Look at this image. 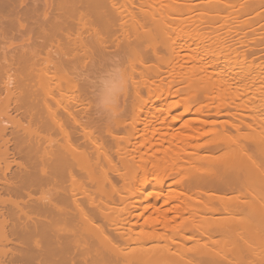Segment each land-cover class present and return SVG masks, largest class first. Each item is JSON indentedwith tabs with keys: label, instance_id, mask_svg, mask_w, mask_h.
Instances as JSON below:
<instances>
[{
	"label": "bare ground",
	"instance_id": "6f19581e",
	"mask_svg": "<svg viewBox=\"0 0 264 264\" xmlns=\"http://www.w3.org/2000/svg\"><path fill=\"white\" fill-rule=\"evenodd\" d=\"M262 25L264 0H0V264H264ZM112 47L161 61L126 147L88 116Z\"/></svg>",
	"mask_w": 264,
	"mask_h": 264
},
{
	"label": "rangeland",
	"instance_id": "374dc122",
	"mask_svg": "<svg viewBox=\"0 0 264 264\" xmlns=\"http://www.w3.org/2000/svg\"><path fill=\"white\" fill-rule=\"evenodd\" d=\"M171 2H169L168 4V6H167V3L165 2V3H158V5H157V7H159V6H162V10L164 11V9H166V10H171V11H176V8L178 7V5L176 6V3L175 4H173V3H171ZM54 4V3H53ZM175 6V7H173V5ZM165 5H166V7H165ZM172 6V7H171ZM40 8H41V10H40V12L42 11V9H43V5H41L40 6ZM54 8V6L51 8V9H53ZM49 12H51V11H49ZM262 26H264V25H262ZM260 27H261V25H260ZM259 27V30L261 29ZM262 29L264 30V27H262ZM153 31L154 32H158L155 28H153ZM261 32H262V30H260ZM264 33V32H263ZM249 34V33H248ZM15 35H16V33H15ZM264 36V35H263ZM248 37V36H247ZM249 38V37H248ZM33 39V38H32ZM138 40L140 39H142L140 36H139V38H137ZM136 38H135V40H137ZM143 40V39H142ZM141 40V41H142ZM141 41H139L140 43H141ZM181 40H177V42L176 43H168V44H164V49H161L160 50V52H159V55H165V57H166V55H167V52H169V50L170 49H172L173 47H175V46H177L178 44H179V42H180ZM139 42H137V43H139ZM143 42V41H142ZM182 42V41H181ZM180 42V43H181ZM18 43V42H17ZM29 43V42H28ZM32 43V42H31ZM20 43H18V45H19ZM262 43H260L259 44V46L261 45ZM251 45H255L256 46V48H257V50L256 51H254V53L256 52V53H259L258 51H260V53L259 54H256V55H260L261 57H263L264 56V43L260 46V47H258V44H255V43H252L251 42ZM120 46V45H119ZM119 47L117 48V47H112L111 49H109V51H106L105 53H108V55L107 54H105V56H103V61L102 60H100L99 58H101L102 56H100L98 59H99V62L101 63V65H100V63H98V62H96V64L98 65V66H96V67H94L95 68V70H93V71H95V72H92V69H94L93 67H90L88 64H89V62H87L86 64L88 65H86L85 67L86 68H84V70L86 71V69L88 70V72H87V74H89V78H90V81L91 80H93L94 78V80L92 81V84H90L91 86V89H90V87H89V85H87V83L89 82V83H91L88 79H87V81L85 80V82H84V85L86 84V86L85 87H87V89H88V93L87 94H90L89 92H91V94L90 95H88V100H89V102H91V110H90V112H92V113H90L89 112V115L88 116H90V114H91V119H92V121L93 122H95V124H96V126H98V124L99 123H102V124H100L98 127H105L106 125L105 124H107L106 123V121L108 122V123H113L114 121H116V120H122L123 122H124V124H125V126H127V127H122V128H125V129H122L121 128V130L120 131H116V136H118L120 139H122L123 138V141H120V143H121V146L122 147H126V144H127V142H129V139H127V138H129V136L127 137V130L129 131V129H130V127H129V125H131V122L133 121L132 120V108H133V110H134V107L133 106H135V105H137L138 104V102L139 101H144V100H146L147 98H148V95L147 94H145V93H143L142 94V99H136L137 97V95H136V93H135V90H134V87H135V84H139V85H141V84H143L144 83V81H143V77H142V75L144 74V75H146V73H147V71L151 68V67H154L155 65H157V64H161V61L159 60V59H157V57L155 58H153V59H151V60H147V61H145V63L144 64H140L139 63V61L137 60V57H136V55H135V53H133L132 51H127L128 49H125V48H120L119 50ZM263 51V52H262ZM44 57L46 56L45 54H42ZM107 55V56H106ZM259 56V57H260ZM46 58V57H45ZM105 58V59H104ZM98 59H97V61H98ZM263 60H264V57L262 58ZM85 65V64H84ZM114 65H119L122 69H124V70H126V72H127V86H126V88H125V90L123 91V93L120 95V97H119V101H118V113H117V115L115 116V117H110L109 115H107L106 113H104V112H102V111H100L99 109H98V107H97V105H98V103H99V101H100V98H101V96H102V94H103V91H104V89H105V86H106V81H107V78H108V75H109V73H108V69H110L111 67H113ZM89 69H88V68ZM99 68L98 69V71H96L97 69L96 68ZM163 69H165L164 67H162ZM91 69V70H90ZM90 70V71H89ZM97 73V74H96ZM94 74V75H93ZM93 75V76H92ZM96 75V76H95ZM91 76L93 77V78H91ZM165 77H166V75H165V73H161V77L159 78V79H161V78H164L165 79ZM234 84H233V86H235L236 87V85L237 86H239L238 85V83L240 84V82H238V83H235V82H233ZM148 84H150V83H147V85ZM96 85V86H95ZM232 86V85H231ZM231 86H229L228 88L230 89V87ZM232 86V87H233ZM86 89V90H87ZM91 91H90V90ZM231 90V89H230ZM93 95V96H92ZM93 97V98H91V97ZM232 95H230V97H231ZM251 96H252V98H248V99H246V100H249V99H251L252 100V102L250 101H246V100H244V101H246L245 102V106L247 105L249 108H251L250 110L251 111H257L258 112V109L260 108H262L263 107V103H264V96H260V95H258V93H252L251 94ZM259 97V98H258ZM92 99V100H91ZM91 100V101H90ZM263 104V105H262ZM96 105V106H95ZM95 106V107H94ZM246 106V107H247ZM247 107V108H248ZM253 107H254V109H257V110H254L253 109ZM248 108V109H249ZM249 110V111H250ZM94 111V112H93ZM95 111H97V112H95ZM257 112H255V113H257ZM95 117H97L96 119L94 118V116ZM261 115V114H260ZM134 117V116H133ZM94 118V119H93ZM104 120H103V119ZM226 118V117H225ZM225 118H221V119H225ZM5 119V111L3 110V109H1L0 108V120H4ZM94 120H96L97 121V123H96V121H94ZM100 120V121H99ZM102 121V122H101ZM103 121H105V122H103ZM105 123V124H104ZM233 133V132H232ZM126 139V140H125ZM221 140H223V138H220ZM120 168L119 169H121V166H119ZM126 167V165L124 166V168ZM127 168H129V166L128 167H126V169ZM122 169H123V166H122ZM121 169V170H122ZM123 169L121 172L122 173H125L126 174V171L128 170V172H129V170L131 169ZM126 170V171H125ZM123 171H125V172H123ZM130 171H132V170H130ZM131 174V173H130ZM127 175V174H126ZM129 176V175H128ZM129 177H131V176H129ZM116 220H118V219H116ZM119 221V220H118ZM255 222V221H254Z\"/></svg>",
	"mask_w": 264,
	"mask_h": 264
},
{
	"label": "clouds",
	"instance_id": "9594fccd",
	"mask_svg": "<svg viewBox=\"0 0 264 264\" xmlns=\"http://www.w3.org/2000/svg\"><path fill=\"white\" fill-rule=\"evenodd\" d=\"M108 73L106 86L97 107L110 117H115L118 113L119 97L127 86V72L119 65H114L108 69Z\"/></svg>",
	"mask_w": 264,
	"mask_h": 264
}]
</instances>
